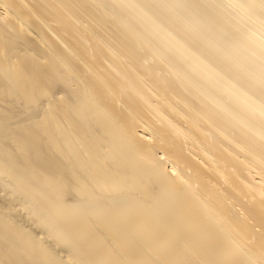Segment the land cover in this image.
Segmentation results:
<instances>
[{"label": "bare ground", "instance_id": "6f19581e", "mask_svg": "<svg viewBox=\"0 0 264 264\" xmlns=\"http://www.w3.org/2000/svg\"><path fill=\"white\" fill-rule=\"evenodd\" d=\"M0 264H264V0H0Z\"/></svg>", "mask_w": 264, "mask_h": 264}, {"label": "rangeland", "instance_id": "374dc122", "mask_svg": "<svg viewBox=\"0 0 264 264\" xmlns=\"http://www.w3.org/2000/svg\"><path fill=\"white\" fill-rule=\"evenodd\" d=\"M27 228V227H26Z\"/></svg>", "mask_w": 264, "mask_h": 264}]
</instances>
